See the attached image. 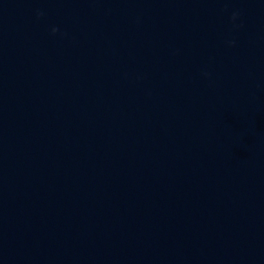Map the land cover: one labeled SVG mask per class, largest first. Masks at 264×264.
<instances>
[{
	"label": "water",
	"instance_id": "obj_1",
	"mask_svg": "<svg viewBox=\"0 0 264 264\" xmlns=\"http://www.w3.org/2000/svg\"><path fill=\"white\" fill-rule=\"evenodd\" d=\"M0 264H46L26 141L1 43Z\"/></svg>",
	"mask_w": 264,
	"mask_h": 264
},
{
	"label": "clouds",
	"instance_id": "obj_2",
	"mask_svg": "<svg viewBox=\"0 0 264 264\" xmlns=\"http://www.w3.org/2000/svg\"><path fill=\"white\" fill-rule=\"evenodd\" d=\"M38 15H42V13H38ZM236 15H237L236 13L233 14V17H232L233 20L236 19ZM52 31H53V33H55L57 31V29L56 28H53ZM230 43H234V42H230Z\"/></svg>",
	"mask_w": 264,
	"mask_h": 264
}]
</instances>
